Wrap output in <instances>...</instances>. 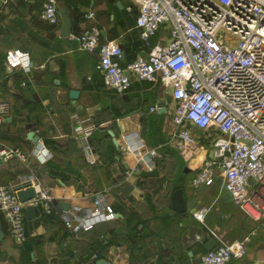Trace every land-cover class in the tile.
<instances>
[{"label":"crops","instance_id":"0c3cea01","mask_svg":"<svg viewBox=\"0 0 264 264\" xmlns=\"http://www.w3.org/2000/svg\"><path fill=\"white\" fill-rule=\"evenodd\" d=\"M43 2L0 0V98L11 105L0 123V147H15L25 156V161L0 160V185L9 178L13 184H38L52 197L56 218L25 225L26 240L16 245L0 214V264H75L92 253L109 264H197L205 244L216 242L210 231L229 242L250 237L245 254L228 264H264V225L232 204L221 171L210 184H191L211 156L216 133L194 130L198 148L186 161L176 147L177 129L171 123L174 103L161 82L131 76L125 92L107 89L96 69L97 53L79 50L70 38L96 25L102 41L119 45L120 65H126L149 48L135 26V5L130 0H56L59 22L50 25L40 18ZM60 10L70 19L69 37L60 36ZM88 10L94 11V19L84 18ZM166 34L161 28L150 46L163 42ZM12 52L27 56L29 72L9 61ZM71 91L77 95L71 97ZM158 103H163V111L151 112ZM78 123L89 132V152L79 141ZM30 133L38 137L36 143ZM128 141L133 149L125 152ZM38 142L52 158L38 161L33 155ZM168 165L172 169H166ZM136 166L141 169L127 176ZM153 169L157 175L140 174ZM179 189L185 203L196 199L194 209L209 208L203 223L189 209L175 210L173 194ZM97 193L119 217L73 238L64 228L60 203L68 209L89 207ZM123 224L126 230L116 233ZM130 224L136 226L135 234H130Z\"/></svg>","mask_w":264,"mask_h":264},{"label":"built area","instance_id":"2783aa9c","mask_svg":"<svg viewBox=\"0 0 264 264\" xmlns=\"http://www.w3.org/2000/svg\"><path fill=\"white\" fill-rule=\"evenodd\" d=\"M130 1L136 7L139 38L149 46L145 54L121 66V48L113 41H102L96 25L70 38L77 41L79 50L97 53L96 69L107 89L125 92L131 76L138 81L161 82L174 103L171 123L177 129L176 147L186 161L198 148L194 130L216 133L211 137V156L202 162L192 186L210 184L220 170L223 189L232 204L251 221L264 225V0ZM83 16L92 20L95 13L88 10ZM40 18L50 25L59 22L56 0H44ZM161 28L166 30V38L150 46L151 37ZM8 59L25 72L32 68L24 53L12 52ZM10 110L9 101L0 98V123ZM155 110L157 107L150 108ZM76 131L83 149L89 152V132L79 123ZM132 149L128 141L124 151ZM33 155L40 162L52 158L40 142ZM12 157L25 161L19 149L0 147L2 161ZM139 170L140 166L132 167L126 175ZM12 185H0V214L12 241L21 245L26 240L25 206L51 213L53 199L47 190L32 183L36 197L21 203ZM208 210L194 209L192 216L203 223ZM64 211V228L75 239L79 232L115 219L99 193L93 196L91 206ZM210 234L215 245L200 255L197 264H228L245 254L250 240L245 236L229 242L214 231ZM115 250L122 251L119 247ZM96 260L97 254L92 253L85 263ZM85 263L79 260V264Z\"/></svg>","mask_w":264,"mask_h":264},{"label":"water","instance_id":"95a60500","mask_svg":"<svg viewBox=\"0 0 264 264\" xmlns=\"http://www.w3.org/2000/svg\"><path fill=\"white\" fill-rule=\"evenodd\" d=\"M59 14H60V23H61L60 36L61 37H69L70 33H71V31H70V25H71L70 19L64 10H60ZM70 95H71V97H75L77 95V92L71 91ZM157 111H160V112L163 111V103L157 104ZM29 137L31 138V140L34 143H36L38 141V137L35 136L33 133H30ZM184 169H186V168H184ZM140 174L142 176H152V175H157L158 173H157L156 169H153L150 171H141ZM12 190L15 192L18 201L21 203L28 202V201H30L36 197L34 187H33L30 180H26V181H22L20 183L13 184ZM173 203H174L173 207L178 212H183L186 209H189L191 212H193L194 206L196 203V199L191 198L185 203L183 201V198H182V191L179 189V190H176L173 194ZM60 207L63 210H67L69 208L68 205L65 203H60ZM24 215H25V219L27 221L35 219V217H36L35 207L33 205H30V204L26 205L25 209H24ZM114 215H115V217H119V215H117V214H114ZM126 228L127 227L125 224L118 226L116 229V233L120 234L123 231H125ZM3 237H4V232H3V229L1 227V222H0V241L2 240ZM214 244H215L214 240L209 241V243L205 244L206 250H210L214 246ZM95 264H109V263L104 259H98V260H96Z\"/></svg>","mask_w":264,"mask_h":264},{"label":"trees","instance_id":"16d2710c","mask_svg":"<svg viewBox=\"0 0 264 264\" xmlns=\"http://www.w3.org/2000/svg\"><path fill=\"white\" fill-rule=\"evenodd\" d=\"M8 180H10V178L9 179H7V181ZM9 182H7V183H5V184H8ZM11 183V182H10ZM36 209V217H35V219H33L32 221H27L25 218H24V224L25 225H32V226H36V225H38L41 221H49V220H51V219H55L56 218V216L54 215V213H53V211H51V213H45L42 209H40L39 207H36L35 208ZM113 210V209H112ZM129 231H130V234L131 233H133V234H135V232H136V226H133V227H131V224H130V229H129ZM33 241H31V243H32ZM27 250H28V252H30V249H29V246L26 248ZM97 250V249H96ZM205 252V251H204ZM97 254V253H96ZM90 256V255H89ZM88 256V257H89ZM97 256H98V254H97ZM87 257V258H88ZM99 257V256H98ZM70 258H72V257H70ZM86 258V259H87ZM86 259H83V261H84V263H85V261H86ZM70 261V260H69ZM75 264H79V261H76L75 262ZM85 264H95V262L94 261H92V262H86Z\"/></svg>","mask_w":264,"mask_h":264},{"label":"rangeland","instance_id":"374dc122","mask_svg":"<svg viewBox=\"0 0 264 264\" xmlns=\"http://www.w3.org/2000/svg\"><path fill=\"white\" fill-rule=\"evenodd\" d=\"M8 148H15V147H8ZM166 169H172V168H171V165L166 166ZM7 182L10 183L11 181H6V182H4V183H7Z\"/></svg>","mask_w":264,"mask_h":264}]
</instances>
